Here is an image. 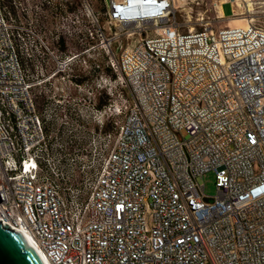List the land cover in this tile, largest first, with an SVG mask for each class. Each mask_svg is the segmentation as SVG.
<instances>
[{
    "label": "built area",
    "instance_id": "2783aa9c",
    "mask_svg": "<svg viewBox=\"0 0 264 264\" xmlns=\"http://www.w3.org/2000/svg\"><path fill=\"white\" fill-rule=\"evenodd\" d=\"M180 1L204 0H104L107 23L136 37L119 53L85 3L94 30L82 40L101 41L131 102L94 109L122 120L84 196L54 179L57 109L41 112L34 94L55 78L70 91L77 56L57 57L29 11L18 20L0 0V221L48 264H264V27L183 34ZM210 1L224 18L237 0ZM210 172L215 196L199 183Z\"/></svg>",
    "mask_w": 264,
    "mask_h": 264
},
{
    "label": "rangeland",
    "instance_id": "374dc122",
    "mask_svg": "<svg viewBox=\"0 0 264 264\" xmlns=\"http://www.w3.org/2000/svg\"><path fill=\"white\" fill-rule=\"evenodd\" d=\"M232 1L235 2V0ZM249 1L237 0L235 2L237 5L234 4V7L230 3L225 4L223 6L224 18H220L222 11L218 2L213 3L210 0H204L197 4L191 1H180L176 3L171 19L179 25V32L183 34L189 31H202L206 27L217 30L226 27L228 24L245 26L247 20H252L257 25L264 27V0ZM74 2L76 8L73 12H70L68 5ZM33 3H37L39 7L34 12L29 11L26 13L24 22H29L30 25H26L44 37L47 46L57 57L63 59L73 55L77 56L71 70L64 75L91 76L92 105L95 106V103H99V101H103L104 104V101H107L108 98L109 104L120 103L123 99L131 102L130 90L123 79L114 72L112 76L107 74L108 56L101 41L94 39L85 43L82 40L86 29L94 30L92 26L93 19L88 16L89 12L85 3H89L95 16L99 19L100 25L103 28L106 27L108 37L117 35L118 39L112 45L115 53H119L122 47L132 45L136 40V37L128 38L126 34L123 35L125 31L107 23L104 16V0H28L29 6ZM250 6L251 8H249ZM153 35H155L153 32L149 33V36ZM60 39H62V42H60ZM20 53H23L22 48H20ZM54 68L55 65L50 63V71H53ZM32 80L35 84L37 83L35 78H32ZM50 83L47 82L42 85L43 93L41 95V86L39 85H35L34 92L42 100L41 112L44 108L43 103L47 104L50 101L60 116L53 122L55 128L50 134L55 139L52 149L65 154V157L50 159V165L56 168L58 174L54 176V179L62 187H70L73 192H76V190L83 191L85 196L93 186L97 169H99L101 162L113 146L115 131L109 137L105 133L102 136L101 130L105 127L107 120L115 123L122 120V118L104 119V116L102 117L100 113L94 110L91 122L87 119L75 123L70 116L71 107L65 102L67 95H69V88L56 78L51 80ZM50 85L59 88V90L52 89L49 92ZM61 90L64 93L60 92ZM60 94L64 97H59ZM53 96H55V100L61 102L57 103L54 99L50 100ZM96 109L101 110L102 108L100 106ZM65 112L67 113L66 117L61 115ZM113 125L115 126V124ZM73 142L75 144L74 148H66L71 146L70 144ZM67 143L70 144L67 145ZM62 145L65 147H62ZM199 183L204 185L206 195L215 196L216 187L213 172L205 174L199 180Z\"/></svg>",
    "mask_w": 264,
    "mask_h": 264
},
{
    "label": "water",
    "instance_id": "95a60500",
    "mask_svg": "<svg viewBox=\"0 0 264 264\" xmlns=\"http://www.w3.org/2000/svg\"><path fill=\"white\" fill-rule=\"evenodd\" d=\"M0 221V264H45L23 234Z\"/></svg>",
    "mask_w": 264,
    "mask_h": 264
},
{
    "label": "flooded vegetation",
    "instance_id": "af4514ba",
    "mask_svg": "<svg viewBox=\"0 0 264 264\" xmlns=\"http://www.w3.org/2000/svg\"><path fill=\"white\" fill-rule=\"evenodd\" d=\"M73 83L67 95L65 102L71 107V119L75 123H79L85 120L89 122L93 119L94 109L99 107L98 102L95 106L92 105L91 98V76L85 75L84 77H78L73 75ZM59 97H64L62 94ZM61 102V101H60ZM104 107L103 101L101 102V108ZM88 122V123H89ZM102 136L104 135V128L101 130Z\"/></svg>",
    "mask_w": 264,
    "mask_h": 264
},
{
    "label": "trees",
    "instance_id": "16d2710c",
    "mask_svg": "<svg viewBox=\"0 0 264 264\" xmlns=\"http://www.w3.org/2000/svg\"><path fill=\"white\" fill-rule=\"evenodd\" d=\"M2 1V6L3 8L6 10L7 13L11 14L13 17H15L16 19L19 20L20 18V15L25 13V12H28V11H32L34 12L35 9H37L39 7V5L37 3H33L31 6L28 5V0H1ZM76 8V3H72L71 5H68V10L70 12H73ZM20 14V15H19ZM62 39H60V42ZM105 58V57H104ZM31 68V66H30ZM106 69H107V74L108 75H113V71L111 70L109 64H108V60H107V66H106ZM33 70V69H32ZM35 88V87H34ZM35 91V90H34ZM35 94V97H36V103H37V106L38 108L40 109L41 107V104H42V100L41 98H39V96L36 94V92H34ZM41 95V94H40ZM108 98V97H107ZM103 99V98H102ZM104 100H105V97H104ZM109 101V98L107 101H104V107L109 105L108 103ZM45 102L43 103V107L45 106ZM99 107L101 106V102L99 101ZM71 112V111H70ZM62 116L66 117L67 116V113H62L61 114ZM71 116V115H70ZM57 117H60L59 116V113H57ZM114 123L111 121V120H107V122L105 123V127H104V133L108 136L110 135L111 133H113L115 131V126L113 125ZM55 128V125L54 123H49L47 126H46V131L48 134H50V132L52 130H54ZM55 142V139H53L50 144H51V147H53V144ZM70 143H67V145H69ZM71 146H68L66 148L70 149V148H74L75 147V144L74 142L70 144ZM62 147H65L64 145H62ZM53 158V157H50V159Z\"/></svg>",
    "mask_w": 264,
    "mask_h": 264
},
{
    "label": "bare ground",
    "instance_id": "6f19581e",
    "mask_svg": "<svg viewBox=\"0 0 264 264\" xmlns=\"http://www.w3.org/2000/svg\"><path fill=\"white\" fill-rule=\"evenodd\" d=\"M246 1H249V0H246ZM250 2V1H249ZM251 4V3H250ZM248 5V4H247ZM253 5V4H252ZM251 8V6L249 7ZM240 26V25H238ZM246 26V25H245ZM240 27H244V26H240ZM19 233L23 234V236L26 238L27 242L29 243V245L37 252V254L40 256V258L42 259V261L45 263V264H48L44 259L43 257L39 254L32 238L28 235V234H25L23 231H19Z\"/></svg>",
    "mask_w": 264,
    "mask_h": 264
}]
</instances>
